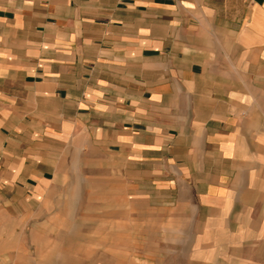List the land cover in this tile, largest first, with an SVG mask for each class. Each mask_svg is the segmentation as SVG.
<instances>
[{
    "label": "crops",
    "instance_id": "0c3cea01",
    "mask_svg": "<svg viewBox=\"0 0 264 264\" xmlns=\"http://www.w3.org/2000/svg\"><path fill=\"white\" fill-rule=\"evenodd\" d=\"M94 163L225 210L264 165V0H0V186Z\"/></svg>",
    "mask_w": 264,
    "mask_h": 264
},
{
    "label": "rangeland",
    "instance_id": "374dc122",
    "mask_svg": "<svg viewBox=\"0 0 264 264\" xmlns=\"http://www.w3.org/2000/svg\"><path fill=\"white\" fill-rule=\"evenodd\" d=\"M59 173L46 201L0 186V264H264V165L225 210L205 200L202 172L132 188L107 164Z\"/></svg>",
    "mask_w": 264,
    "mask_h": 264
}]
</instances>
